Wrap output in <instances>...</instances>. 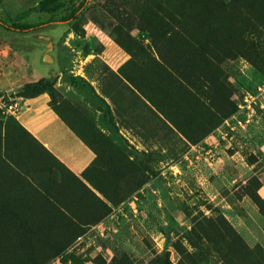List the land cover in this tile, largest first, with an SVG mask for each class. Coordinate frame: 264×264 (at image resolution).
<instances>
[{"label":"rangeland","instance_id":"1","mask_svg":"<svg viewBox=\"0 0 264 264\" xmlns=\"http://www.w3.org/2000/svg\"><path fill=\"white\" fill-rule=\"evenodd\" d=\"M0 20L40 24L0 26V264H264V0H0ZM49 32L51 82L86 45L143 78L123 108L134 142L55 93L98 155L79 174L9 109L42 92L20 68Z\"/></svg>","mask_w":264,"mask_h":264},{"label":"crops","instance_id":"2","mask_svg":"<svg viewBox=\"0 0 264 264\" xmlns=\"http://www.w3.org/2000/svg\"><path fill=\"white\" fill-rule=\"evenodd\" d=\"M83 57L77 69L61 72L54 82L56 89L114 141L125 138L134 142L135 130L126 123L123 108L137 99L142 75L132 71L135 66L129 57L115 62L101 55ZM18 118L40 144L75 173H81L95 159L94 151L54 110L47 92L23 98Z\"/></svg>","mask_w":264,"mask_h":264},{"label":"trees","instance_id":"3","mask_svg":"<svg viewBox=\"0 0 264 264\" xmlns=\"http://www.w3.org/2000/svg\"><path fill=\"white\" fill-rule=\"evenodd\" d=\"M25 1H29L30 3H33L35 2L36 0H25ZM84 4H82L81 6H77V7H73L71 9V11L65 16L62 18V22H67V23H70V24H73V22L79 17L80 15V12H81V7H83ZM0 26L6 28L7 30H11V31H14V32H20V33H27V32H32V31H36L38 29H40V24L39 23H22V22H14L12 24H7L6 22L0 20ZM86 50H85V55H88L89 54V46L86 45ZM26 88L27 89H33V90H39L41 89L42 92H47L50 97H51V100H52V103H53V107H54V110H55V107H56V102H54V98H55V93H59V91L56 89L55 85H54V82H51L49 81L48 79L46 78H43L39 81H36L34 83H28L26 84ZM42 92H39L35 95H38ZM61 94V93H60ZM35 95H32V96H35ZM30 96V97H32ZM62 97V96H61ZM63 98V97H62ZM64 99V98H63ZM68 101V100H67ZM78 109V108H77ZM79 110V109H78ZM56 111V110H55ZM86 118V117H85ZM88 119V118H87ZM89 120V119H88ZM89 122L94 126L96 127V125H94V123L92 121L89 120ZM97 128V127H96ZM98 129V128H97ZM26 130V129H25ZM99 131H101L100 129H98ZM102 132V131H101ZM104 133V132H102ZM30 134V133H29ZM105 134V133H104ZM31 135V134H30ZM106 135V134H105ZM32 136V135H31ZM95 153L96 157L95 159L93 160V162L91 164H93L95 161H96V158H97V153L96 151L80 136L78 135ZM107 137H109L108 135H106ZM33 137V136H32ZM34 138V137H33ZM110 139H112L111 137H109ZM35 139V138H34ZM37 142L38 140L35 139ZM113 140V139H112ZM114 141V140H113ZM39 143V142H38ZM116 143V142H115ZM40 144V143H39ZM44 149H46L42 144H40ZM49 153H51L48 149H46ZM52 154V153H51ZM53 155V154H52ZM55 156V155H53ZM56 157V156H55ZM57 158V157H56ZM90 164V165H91ZM89 165V166H90ZM254 199L256 201H259L260 200V197L258 194H255L254 195Z\"/></svg>","mask_w":264,"mask_h":264},{"label":"flooded vegetation","instance_id":"4","mask_svg":"<svg viewBox=\"0 0 264 264\" xmlns=\"http://www.w3.org/2000/svg\"><path fill=\"white\" fill-rule=\"evenodd\" d=\"M40 35H44L45 37L40 38ZM38 37L45 41L46 47L43 48L39 54H34L26 67L21 65L20 68V73H24L27 84L34 83L43 78H47L49 75L55 74L56 72H53V70L54 68L58 69L59 66L58 58L55 55L57 48V35L55 32L39 34ZM52 57H54V60L50 61L49 59ZM22 60H24V56Z\"/></svg>","mask_w":264,"mask_h":264},{"label":"built area","instance_id":"5","mask_svg":"<svg viewBox=\"0 0 264 264\" xmlns=\"http://www.w3.org/2000/svg\"><path fill=\"white\" fill-rule=\"evenodd\" d=\"M21 108L22 106L19 103H14L9 105L10 110L20 111Z\"/></svg>","mask_w":264,"mask_h":264},{"label":"water","instance_id":"6","mask_svg":"<svg viewBox=\"0 0 264 264\" xmlns=\"http://www.w3.org/2000/svg\"><path fill=\"white\" fill-rule=\"evenodd\" d=\"M39 37H40V38H43V37H45V36H44V35H40ZM47 38H48V37H47ZM50 46H51V45H50ZM49 60H50V61H51V60H54V57L50 58ZM53 72H57V69L54 68Z\"/></svg>","mask_w":264,"mask_h":264}]
</instances>
